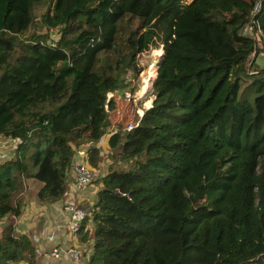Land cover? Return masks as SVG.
I'll use <instances>...</instances> for the list:
<instances>
[{
    "label": "trees",
    "instance_id": "obj_1",
    "mask_svg": "<svg viewBox=\"0 0 264 264\" xmlns=\"http://www.w3.org/2000/svg\"><path fill=\"white\" fill-rule=\"evenodd\" d=\"M262 37L264 0H0V136L15 143L0 161V264H38L13 224L20 178L39 204L62 201L76 151L99 171L110 133L79 232L86 264H264ZM161 47L151 106L115 126L113 95Z\"/></svg>",
    "mask_w": 264,
    "mask_h": 264
},
{
    "label": "crops",
    "instance_id": "obj_2",
    "mask_svg": "<svg viewBox=\"0 0 264 264\" xmlns=\"http://www.w3.org/2000/svg\"><path fill=\"white\" fill-rule=\"evenodd\" d=\"M109 135H104L103 142L99 144V149L105 146L106 139ZM1 140V138H0ZM2 142H6L8 145H14L15 143L10 139H2ZM104 145V146H103ZM7 146H1L0 161L7 159L9 156L13 155V149H8ZM101 153V152H100ZM102 155V153H101ZM110 162L109 158L107 159ZM104 162L100 164V170L103 168ZM96 171V170H95ZM98 172V171H96ZM105 172V168L103 173ZM99 174V175H103ZM96 178H98V176ZM21 189H17L18 196L20 200L17 201L21 204V213L19 216L13 218V224L15 227V232H25L30 238L32 244L37 249L38 264H50V259L43 257L42 253L45 249H50L51 247L58 244H65L66 246H77L83 250L82 263L86 264L91 245L88 242L80 240V235L77 239H66L62 230V220L64 219V212L62 209L61 201L54 203L39 204L36 202L34 197V190H32L31 183L29 184L23 177ZM33 185V184H32ZM20 186V184H19ZM69 196L74 199L77 205H92L96 200V188L94 183L82 188L81 190H76L72 184L70 185ZM28 189L29 191H26ZM13 203H15L13 201ZM9 220L5 219L0 221V234L3 227L8 223ZM91 220L86 222L85 229H91ZM59 264H74L67 259H63Z\"/></svg>",
    "mask_w": 264,
    "mask_h": 264
},
{
    "label": "rangeland",
    "instance_id": "obj_3",
    "mask_svg": "<svg viewBox=\"0 0 264 264\" xmlns=\"http://www.w3.org/2000/svg\"><path fill=\"white\" fill-rule=\"evenodd\" d=\"M186 2H189L191 0H185ZM46 10L45 5L38 6L34 13V20L35 24L33 27H31V31L38 32L40 34H43L46 32V29L44 26L40 25L38 19L41 16V13ZM59 33L56 30L50 31V39L58 38ZM259 48L262 50L261 53L258 55H252L251 59L253 60L252 69L254 70H260L262 67H264V40L262 39L261 42H259ZM158 52V53H157ZM161 52V53H160ZM162 54V47L159 49H150L147 52H143L138 56V62L143 66V70L140 72V74L132 80L134 89L133 91H127L124 96H122V92H118L117 94L113 95V98L116 101V107L114 112L111 114V120L113 121V124L115 126H118L120 128H127L128 124H135L137 122V119L143 114L144 110L149 108L151 106L152 100L154 98V95L152 93L151 85L152 81L155 78L154 75H156V67L157 62L160 59V56ZM256 58V60H255ZM155 65V66H154ZM154 68V69H153ZM153 69V70H152ZM127 77H129V72L126 74ZM151 80V81H150ZM149 83V84H148ZM110 95V94H109ZM115 129V128H113ZM113 133L108 134V138L106 141V144L104 147L100 149V152L102 153L101 158L102 161H105L103 164V168L96 172L98 175L102 174L104 171V168L108 164L107 157L109 155V151L111 150L109 146V138ZM0 147L1 146H7V143L2 142L3 137H0ZM8 149H13L14 145H8ZM1 152V149H0ZM99 152V154H101ZM101 176V175H99ZM98 176V177H99ZM21 179V178H20ZM22 180L19 181L20 186L18 185V189H21V183ZM26 191H29L26 189ZM20 200V197L18 196V192L15 193L13 196V201L17 202ZM49 249H45L43 253L48 252ZM24 264V263H22Z\"/></svg>",
    "mask_w": 264,
    "mask_h": 264
},
{
    "label": "built area",
    "instance_id": "obj_4",
    "mask_svg": "<svg viewBox=\"0 0 264 264\" xmlns=\"http://www.w3.org/2000/svg\"><path fill=\"white\" fill-rule=\"evenodd\" d=\"M251 26H245L243 32L250 33ZM264 40V37H262ZM134 124H128L126 129H131ZM1 137V136H0ZM104 136L101 137L97 145L103 142ZM96 171L87 163L86 148H79L72 160V165L67 172V190L64 193V198L61 201L64 212V219L62 220V230L66 239H77L84 220L92 216V205H77L74 199L69 196L70 185L76 189L82 188L91 184L97 177ZM15 202V201H14ZM43 257L49 258L50 264H59L63 259H67L74 264H83V250L77 246H66L65 244H58L49 249L48 252L42 253Z\"/></svg>",
    "mask_w": 264,
    "mask_h": 264
},
{
    "label": "bare ground",
    "instance_id": "obj_5",
    "mask_svg": "<svg viewBox=\"0 0 264 264\" xmlns=\"http://www.w3.org/2000/svg\"><path fill=\"white\" fill-rule=\"evenodd\" d=\"M157 53H158V52H157ZM160 53H161V52H160ZM154 66H155V65H154ZM153 69H154V68H153ZM153 69H152V70H153ZM154 76H155V75H154ZM150 81H151V80H150ZM148 84H149V83H148Z\"/></svg>",
    "mask_w": 264,
    "mask_h": 264
},
{
    "label": "clouds",
    "instance_id": "obj_6",
    "mask_svg": "<svg viewBox=\"0 0 264 264\" xmlns=\"http://www.w3.org/2000/svg\"><path fill=\"white\" fill-rule=\"evenodd\" d=\"M142 115V114H141ZM141 117V116H140Z\"/></svg>",
    "mask_w": 264,
    "mask_h": 264
}]
</instances>
